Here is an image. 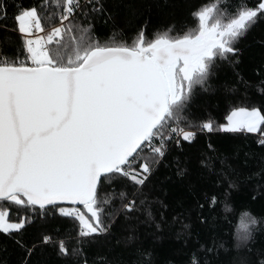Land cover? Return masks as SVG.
<instances>
[{
    "label": "snow or ice",
    "instance_id": "snow-or-ice-1",
    "mask_svg": "<svg viewBox=\"0 0 264 264\" xmlns=\"http://www.w3.org/2000/svg\"><path fill=\"white\" fill-rule=\"evenodd\" d=\"M229 7L194 8L198 28L182 37L165 32L146 39L141 27L132 44L117 45L93 37L90 17L104 11L101 0H0V31L17 33L21 41L12 54L0 46V234L15 238L37 220L52 223L30 244L15 239L24 252L21 264H42L46 248L63 264H155L153 253L137 244L138 224L149 221L156 230L180 225L177 238L186 249L192 245L186 264H217L220 250H228L218 235L221 217L227 222L234 195L253 177L247 194L264 199V167L244 174L242 184L243 166L229 164L214 142H206L198 165L209 179L188 206L180 205L171 224L164 211L154 220L149 193L169 158L177 176L186 174L174 153L197 147L202 134H256L264 147V67L257 70L259 103L249 96L252 85L238 78L244 92L219 122L192 111L197 86L207 91L221 65L238 66L239 39L264 20V0L231 16ZM62 218L71 225L60 227ZM118 224L127 235H115ZM259 232L264 218L243 213L236 249L243 245L252 253ZM118 247L130 249L131 258L108 255ZM240 264H264V248L241 256Z\"/></svg>",
    "mask_w": 264,
    "mask_h": 264
},
{
    "label": "trees",
    "instance_id": "trees-1",
    "mask_svg": "<svg viewBox=\"0 0 264 264\" xmlns=\"http://www.w3.org/2000/svg\"><path fill=\"white\" fill-rule=\"evenodd\" d=\"M42 0H23L26 5L39 3ZM81 3L84 0H80ZM104 11L94 13L90 17L93 25L92 34L100 43L108 44H132L136 39L137 33L143 27L146 32V39H155L158 35L167 32L170 37H182L185 32L198 28L199 21L191 15L194 8L204 5H230L226 14L231 16L237 13L242 7L253 6L254 0H101ZM224 10V9H222ZM11 15V9L9 10ZM77 20L86 24L88 18L78 16ZM4 22L0 21V29ZM9 29L14 27L11 19L7 21ZM50 26V25H49ZM0 46L3 51L12 54L21 47L19 35L14 32L0 31ZM238 47L241 50L240 64L235 68L228 64L221 65L216 74L209 79L207 91H202L199 86L196 88L195 100L192 104V111L196 116L210 114L219 122V117L225 114V110L244 92V86L238 78L249 82L248 92L250 97H256V103H259L260 94L256 91V85L259 83L257 70L264 67V20L256 23L250 30L239 39ZM62 55L69 54L66 50H60ZM234 89V91H229ZM256 134L244 133H223L216 132L211 134H202L199 137L197 147L185 148L183 152L176 151L174 155L178 158L180 165L187 169L183 177L176 175V164L169 158L168 166L161 165L152 182V190L149 193V199L153 201V218L159 222L160 211L167 214L169 224L171 217L181 211L180 205L185 207L191 203L193 193L206 186L209 179L207 172L198 165L199 152L206 142H214L219 149V155L228 158V163L242 167L241 183L244 184L243 175L253 172H259L264 167L261 163L264 160V147L256 143ZM245 160L247 165H244ZM217 166L219 162L216 161ZM256 183V177L247 181L245 191L234 195V205L230 208L234 211L226 213L227 222L221 217L222 232L218 233L219 238L226 241L227 251L220 250L217 264H240L241 256H252L259 249L264 248V232L255 235V242L252 244V253L244 251L243 245L238 251L235 247V236L238 234V225L240 224L242 214L247 212L251 215L264 218V199L257 198L252 200L247 194L252 185ZM167 205L166 209H161L160 203ZM223 211V206H220ZM27 212L21 208L23 215ZM16 209H13L12 219L15 220ZM141 220L146 217L141 215ZM133 223H137L133 221ZM71 222L67 218L59 221L60 227L70 226ZM218 226V227H219ZM52 227V223L44 224L37 220L27 226L18 237L10 238L0 234V264H21L24 256L23 250L15 243V239L22 237L25 243L34 241L40 232L46 231ZM115 235H127L116 226ZM139 233L138 245L150 250L153 253L155 264H186L188 255L191 254L186 249L182 238H177L180 232V225H164L156 230L154 224L139 223L137 227ZM156 236H153V232ZM196 231L206 232V228L197 226ZM115 243V241H113ZM106 252L107 247L99 249ZM130 249L116 248L108 255L115 256L117 253L123 255L125 260L130 259L128 253ZM35 259V257H34ZM42 264H63L51 248H46L42 256L39 257Z\"/></svg>",
    "mask_w": 264,
    "mask_h": 264
},
{
    "label": "built area",
    "instance_id": "built-area-1",
    "mask_svg": "<svg viewBox=\"0 0 264 264\" xmlns=\"http://www.w3.org/2000/svg\"><path fill=\"white\" fill-rule=\"evenodd\" d=\"M0 59H2V58H0Z\"/></svg>",
    "mask_w": 264,
    "mask_h": 264
}]
</instances>
